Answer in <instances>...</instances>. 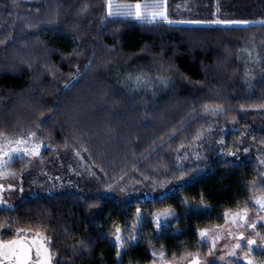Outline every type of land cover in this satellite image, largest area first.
<instances>
[{
    "label": "trees",
    "instance_id": "1",
    "mask_svg": "<svg viewBox=\"0 0 264 264\" xmlns=\"http://www.w3.org/2000/svg\"><path fill=\"white\" fill-rule=\"evenodd\" d=\"M166 11L172 20L201 23L108 16L107 0H0V139L32 137L44 147L49 177L62 182L49 194L48 175L41 177L35 195L0 207L3 240L39 233L53 264H152L159 251L173 259L198 250L201 230L224 224L227 212L262 190L264 0H166ZM217 19L231 26H207ZM104 50L116 57L104 63ZM100 80L107 109L134 116L133 141L124 140L126 124L119 131L113 123L110 138L60 116ZM210 136L218 155L210 150L196 161L195 146ZM246 142L262 147V161L225 155L249 150ZM13 163L38 178L28 157ZM163 210L175 217L158 229L153 216Z\"/></svg>",
    "mask_w": 264,
    "mask_h": 264
},
{
    "label": "rangeland",
    "instance_id": "2",
    "mask_svg": "<svg viewBox=\"0 0 264 264\" xmlns=\"http://www.w3.org/2000/svg\"><path fill=\"white\" fill-rule=\"evenodd\" d=\"M24 1V0H23ZM114 1L112 0L113 4V12H115V6H114ZM143 6V5H142ZM143 10V9H142ZM192 24V23H191ZM24 49V46H22ZM103 56V62L105 63L109 59H113L116 56L112 58L111 54L107 51L104 50L102 53ZM15 57H17L21 60V62L25 63H31L34 62L33 55H24L20 54L18 52H15ZM24 58H26L24 61ZM40 58V56H38ZM123 58H121L122 61ZM103 66V64H100ZM98 65V67L100 66ZM100 66V67H101ZM99 67V68H100ZM93 82V79H91ZM95 82V81H94ZM99 83L92 84L90 86V89L88 90L87 93H84L80 96L79 95L82 93L80 92L78 95L79 101H77V104H71V106H68L65 108V110H62L60 116H67L70 119V123L72 125H75L79 129L82 130H87L90 129L92 130V133H100L101 135L104 133H109L108 137L112 138L113 137V132H111L112 129V124L117 123L118 130L121 131V127H124V124H126L129 128H126L125 125V130L123 132L125 138V142H130L134 140V133L139 132L138 127H134L132 124V121L135 120L134 116L130 113L125 114L123 117L119 115H115V110L113 109H107L108 103L105 105L104 100L110 96V94L105 95L103 93V88L105 87V83L102 82L101 80L98 81ZM102 84V85H101ZM23 99V100H22ZM22 101L26 102L25 98H21ZM23 102V103H24ZM91 102L94 103V105L101 106L104 110L102 109H97L91 107ZM110 104H116V101L114 99H109ZM93 106V105H92ZM90 107L93 108L90 110ZM23 107L21 106V109ZM107 109V110H106ZM100 112H104V119L99 118ZM85 117H88L89 120H86ZM130 122V123H129ZM95 131V132H94ZM151 134V133H150ZM156 134V132H155ZM106 137V136H105ZM215 138L213 136H210V139L207 141L202 142V146H195L194 150V155L196 156V161H203L207 160V157L209 155L208 151H216L215 153H212L210 155L211 158L214 156L218 155V152L215 148ZM16 141H27V143H20L17 144ZM218 142V141H217ZM34 146H38V152L37 154H32V149ZM212 147V148H211ZM242 147L247 148L249 150L247 151H239V153H227L225 154L228 158L235 159V160H248L249 158H254L262 161V147H255L250 144V142H246L242 144ZM13 149H17L18 151H13ZM25 149L28 150L27 154H25ZM44 149V147L34 141L32 137L25 138V139H0V163H3V161H8L7 165L4 167H0V199L3 200V203L0 204V207H14L19 201L24 198V196H31L35 195L38 190L42 187L38 183L39 179H42L41 177H46L48 175V179L51 183L49 185V182L46 184H43V188L47 190V187L49 191L47 193L51 194L54 191L56 192L60 185H62V182L60 178L57 180L51 179L49 175L51 176L48 171V168L46 165L41 160V152ZM203 150V151H202ZM262 150V151H261ZM249 151H251L249 153ZM7 152L9 156L12 157L11 160H8V156H5L4 153ZM264 154V151H263ZM24 156L28 157L31 159L32 166L29 168V171L36 170L38 173V178H31V175L28 173H23L22 169L19 171L10 168L11 165H13L15 159L21 158L23 160ZM208 157V158H210ZM264 161V160H263ZM24 164V163H22ZM264 166V164H262ZM61 168H58L59 171H62L64 169V166H60ZM71 168V167H70ZM69 167L65 168V172L69 173L72 172ZM22 171V172H21ZM23 173V174H22ZM35 172L33 174L37 175ZM90 174V172H89ZM27 179H25V177ZM60 177V174L59 176ZM47 179V178H45ZM74 180V179H72ZM27 181H30V184H26ZM46 181H44L45 183ZM65 183L63 182V185ZM69 185L71 183H68ZM26 185H31V188L29 190H25ZM46 185V187H44ZM257 186V183H256ZM79 187V188H78ZM65 189H76L78 192H87V187H84L83 185H79L78 183L75 185V188L72 186H68L67 184L64 185ZM79 189V190H78ZM75 190V191H76ZM99 195L103 196H110L111 193L108 192L107 190H102ZM136 196V195H135ZM258 198H264V186L262 190H255L253 195L251 196L249 202L246 204L247 207H242L238 210H235L233 212H227L225 214V221L224 224L220 226H213L209 227L207 229L201 230L199 232V249L193 252H187L181 255L180 257L169 259L165 253L159 251L158 252V258L157 260L152 263V264H192V261L194 259L199 260L200 264H229V262H232V264H246L247 259H252L253 264H264V211H259V205L255 204L254 201ZM168 213L167 216L164 214ZM236 213H246L247 215V222L248 223H255L256 228L255 229H247L246 225H244V222H242L239 217H236V223L233 224V217ZM174 214L170 210H163L158 213H156L153 216V222L156 228L160 229L162 226L168 224L173 218ZM157 219H159L160 226L157 227ZM243 225V226H242ZM201 232H206L207 236L206 237H201ZM229 232L232 233V235H229ZM257 232H259V235H257ZM39 233H32L30 231H20L18 235L13 238V239H23L27 241H31L33 238H36L37 241H40V237H43L41 234L37 236ZM243 234L245 238L247 239L248 237H251L256 240V245L253 246V253L251 257H246L244 254L247 252V247H242L240 249H235L234 246L237 243L244 244V241H241L238 239V237ZM121 239L122 236L125 237L124 234L121 232H118V234ZM116 235V236H117ZM115 236V239H116ZM44 238V237H43ZM12 240V239H11ZM45 240V238H44ZM8 240H3L2 236L0 235V242H4ZM46 241V240H45ZM124 239L120 241V243L123 242ZM213 244L215 245V248L213 250ZM48 247V245L46 244ZM49 249V248H48ZM122 249V248H120ZM235 251L236 252V257L229 256L228 253L230 251ZM212 252V255H209V253ZM50 253V251H49ZM32 258L35 259V248H33V251L31 253ZM51 255V254H50ZM239 257V258H237ZM222 258V259H221ZM51 264H53L52 257H51Z\"/></svg>",
    "mask_w": 264,
    "mask_h": 264
},
{
    "label": "snow or ice",
    "instance_id": "3",
    "mask_svg": "<svg viewBox=\"0 0 264 264\" xmlns=\"http://www.w3.org/2000/svg\"><path fill=\"white\" fill-rule=\"evenodd\" d=\"M107 7H108V16H116V17H124V18H132L142 23H149V24H156L160 23H167L169 25H173L176 23L181 24H191L196 23L200 24L201 22H193V21H175L169 18L167 11H166V0H155L154 3H145L143 6L140 3H136L134 5H125V6H116L115 12H113V4L112 0H107ZM143 9V10H142ZM150 10V11H149ZM224 24L225 26H231L229 22H222L221 20H214L210 22L207 26L211 27L213 25H221ZM17 144L20 143H27V141H16ZM13 151H18L17 149H13ZM28 150L25 149V154H27ZM38 146H34L32 149V154H37ZM5 156H8V160H11L12 157L8 155L7 152L4 153ZM8 161H3L0 163V167L6 166ZM3 203V200L0 199V204ZM255 204L259 205V211H264V198H258L254 201ZM247 207V206H245ZM165 216L168 213L164 214ZM236 217L244 222L247 229H255V223H248L247 222V215L246 213H236L233 217L232 223H236ZM160 226L159 219H157V227ZM243 226V225H242ZM119 231V230H117ZM231 236L232 233L229 232ZM259 235V232H257ZM39 236V234H37ZM206 232H201V237H206ZM239 240L244 241L245 243L242 245L237 243L234 248L240 249L242 247H247V252L244 254L246 257H251L254 249L253 246L256 245V240L248 237L247 239L243 234L238 237ZM264 239V237H262ZM116 241L120 248H124L126 245L124 243H120L121 237L119 235L116 236ZM49 243L44 240L43 237H40V241L38 242L36 238H33L31 241L23 240V239H12L4 242H0V264H51V255L49 253V249L46 244ZM35 248V259L32 258V251ZM215 245L213 244V250ZM117 255L119 256L120 253L118 252ZM212 255V252L209 253ZM229 256L236 257V252L230 251L228 253ZM239 258V257H237ZM222 259V258H221ZM192 264H200L199 260L194 259ZM232 264V262H229ZM246 264H253L252 259H247Z\"/></svg>",
    "mask_w": 264,
    "mask_h": 264
},
{
    "label": "flooded vegetation",
    "instance_id": "4",
    "mask_svg": "<svg viewBox=\"0 0 264 264\" xmlns=\"http://www.w3.org/2000/svg\"><path fill=\"white\" fill-rule=\"evenodd\" d=\"M15 238V237H14ZM11 240V239H10Z\"/></svg>",
    "mask_w": 264,
    "mask_h": 264
}]
</instances>
